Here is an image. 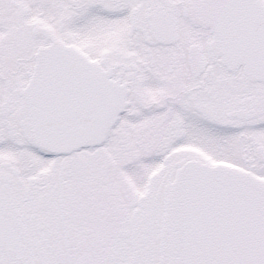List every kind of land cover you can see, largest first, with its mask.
Wrapping results in <instances>:
<instances>
[{
	"label": "snow or ice",
	"instance_id": "snow-or-ice-1",
	"mask_svg": "<svg viewBox=\"0 0 264 264\" xmlns=\"http://www.w3.org/2000/svg\"><path fill=\"white\" fill-rule=\"evenodd\" d=\"M0 264H264V0H0Z\"/></svg>",
	"mask_w": 264,
	"mask_h": 264
}]
</instances>
